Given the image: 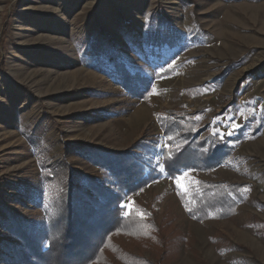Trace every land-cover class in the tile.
<instances>
[{"label":"rangeland","instance_id":"374dc122","mask_svg":"<svg viewBox=\"0 0 264 264\" xmlns=\"http://www.w3.org/2000/svg\"><path fill=\"white\" fill-rule=\"evenodd\" d=\"M138 77L148 101L127 91ZM171 109L232 155L127 197L122 217L141 222L117 242L138 264H264V0H0V199L23 219L44 218L56 163L97 173L78 145L163 149ZM199 181L241 183L245 199L197 222L179 194Z\"/></svg>","mask_w":264,"mask_h":264},{"label":"trees","instance_id":"16d2710c","mask_svg":"<svg viewBox=\"0 0 264 264\" xmlns=\"http://www.w3.org/2000/svg\"><path fill=\"white\" fill-rule=\"evenodd\" d=\"M117 69L125 70V67ZM164 75L168 73L157 78ZM151 83L148 78L138 77L136 85L127 91L132 99L148 101ZM156 120L164 137L160 151L157 143L143 139L134 144L138 153L133 149L115 152L94 145H78L72 149L73 153L79 150L97 168L96 174L73 171L65 161L56 163L47 173L49 189L40 201L44 214L41 221L23 219L0 199V264H138L143 261L117 242L138 234L133 227L141 222L131 214L122 217L123 201L163 174L174 180L183 170L216 169L233 152L231 145L221 142L209 131L205 133L206 127L198 120L177 109L159 112ZM157 154L161 156L163 173L154 162ZM243 187L241 183L199 181L179 197L187 205V214L197 222L226 219L244 201ZM191 198L193 204L189 202Z\"/></svg>","mask_w":264,"mask_h":264}]
</instances>
